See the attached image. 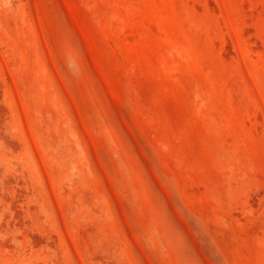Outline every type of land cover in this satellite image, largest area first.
I'll return each instance as SVG.
<instances>
[{
	"label": "rangeland",
	"instance_id": "rangeland-1",
	"mask_svg": "<svg viewBox=\"0 0 264 264\" xmlns=\"http://www.w3.org/2000/svg\"><path fill=\"white\" fill-rule=\"evenodd\" d=\"M0 264H264V0H0Z\"/></svg>",
	"mask_w": 264,
	"mask_h": 264
}]
</instances>
